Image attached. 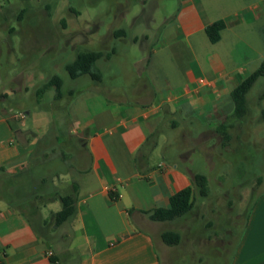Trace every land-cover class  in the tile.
<instances>
[{
	"label": "crops",
	"instance_id": "0c3cea01",
	"mask_svg": "<svg viewBox=\"0 0 264 264\" xmlns=\"http://www.w3.org/2000/svg\"><path fill=\"white\" fill-rule=\"evenodd\" d=\"M5 1L7 11L14 0ZM19 1L25 9L18 27L7 14L0 18L8 32L0 42L12 50L13 37H31L37 20L31 6L39 1ZM176 3L146 65L149 89L133 104L101 112L89 105L73 112L72 105L34 129L0 107V264H161L159 249L170 247L162 239L167 221L149 214L193 181L170 154L159 159L160 135L149 139L167 117L190 107L229 116L224 101L264 55V0ZM219 20L225 26L213 42L207 28ZM114 21L110 35L127 36L123 14ZM60 22L64 35L69 24ZM74 191L76 213L56 227L61 197ZM229 264H264V188Z\"/></svg>",
	"mask_w": 264,
	"mask_h": 264
},
{
	"label": "rangeland",
	"instance_id": "374dc122",
	"mask_svg": "<svg viewBox=\"0 0 264 264\" xmlns=\"http://www.w3.org/2000/svg\"><path fill=\"white\" fill-rule=\"evenodd\" d=\"M38 1L31 6L37 15L32 22L35 33L23 38L15 35L13 50L0 42V107L18 124L23 119L27 128L42 127L52 120L53 112H64L72 105L73 112H85L88 105L92 112L130 105L149 89L146 65L169 22L167 17L177 8L176 0ZM5 3L0 0V18L7 14V23L16 26L25 4L14 0L5 11ZM118 13L123 14L125 37L110 35ZM62 18L69 24L64 35ZM136 33L141 34L137 40ZM6 35L0 27V38ZM85 50L104 54L95 67L100 81L89 74L72 78L66 69ZM262 62L264 55L251 67ZM54 75L63 80V96L56 98L55 86L38 94ZM230 101L228 96L224 103ZM26 112L33 115L28 118ZM227 112L229 116H219L210 106L178 111L159 124L149 139L151 144L160 135L159 159L170 154L180 171L192 181L196 175L205 176L208 186L207 196L196 194L190 212L165 223L163 231H178L181 242L159 249L161 264H229L248 212L264 188V182L257 180L264 175V76L247 95L245 115L239 117L231 107Z\"/></svg>",
	"mask_w": 264,
	"mask_h": 264
},
{
	"label": "trees",
	"instance_id": "16d2710c",
	"mask_svg": "<svg viewBox=\"0 0 264 264\" xmlns=\"http://www.w3.org/2000/svg\"><path fill=\"white\" fill-rule=\"evenodd\" d=\"M225 24L222 20L212 23L207 28V33L211 41L216 42L220 39L221 30ZM124 31L117 32L119 36ZM103 52L94 50H85L77 54L75 60L67 64L66 69L72 78H77L81 75L89 74L95 80L100 81L101 76L97 71L96 62L103 57ZM264 76V63L250 76L238 84L230 95V103L227 108H233L236 114L241 117L247 112V95L259 77ZM55 86L57 90L56 98L63 96L62 87L63 80L58 75H54L49 79V82L44 87L38 90V94H42L48 87ZM13 130H17L12 121L10 122ZM201 196L208 195L207 178L205 176L196 175L193 184L174 193L170 197L168 207L155 208L150 212V218L154 221H172L176 218L186 215L194 207L196 194ZM111 196L115 198L112 194ZM62 209L55 214V226L58 227L72 218L76 213V191L72 194L61 197ZM163 241L175 246L181 242V234L178 231L166 230L162 233ZM70 264V263H69Z\"/></svg>",
	"mask_w": 264,
	"mask_h": 264
}]
</instances>
